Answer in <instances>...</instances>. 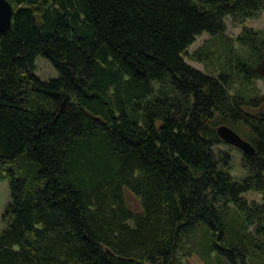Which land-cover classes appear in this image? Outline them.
Segmentation results:
<instances>
[{
    "label": "trees",
    "instance_id": "obj_1",
    "mask_svg": "<svg viewBox=\"0 0 264 264\" xmlns=\"http://www.w3.org/2000/svg\"><path fill=\"white\" fill-rule=\"evenodd\" d=\"M7 1L0 264H264V27L245 25L264 0ZM221 125L255 150L229 146L244 177Z\"/></svg>",
    "mask_w": 264,
    "mask_h": 264
},
{
    "label": "rangeland",
    "instance_id": "obj_2",
    "mask_svg": "<svg viewBox=\"0 0 264 264\" xmlns=\"http://www.w3.org/2000/svg\"><path fill=\"white\" fill-rule=\"evenodd\" d=\"M225 25H226V32L225 35L229 38L235 39L236 36L241 32V25L235 23L232 18L226 17L225 18ZM245 25L251 27L253 29H262L264 27V12L260 13L255 18H250L245 20ZM209 39L207 34H202L195 39V42L188 47L186 53L183 55L184 61L192 66L195 69L203 70V67L195 62L189 60V56L199 47H201L205 41ZM35 75L42 81H48L50 79H55L58 76L56 70L52 67V65L43 57L38 56L35 59ZM257 88L259 89L260 93L264 95V81L258 80L257 81ZM225 144V143H224ZM217 150L228 152L232 156V170L229 171L231 176H245L244 170L241 166V153L237 150H233L225 145H220ZM250 202L260 203L261 199L260 196L256 193L249 192L243 195ZM126 198L129 206L134 210H139V203L137 199H135L129 193H126ZM10 202V192L8 187V182L6 180L0 179V232L6 227L7 222L5 221L4 214L6 211V207ZM198 258H192L190 261L191 264H202V262L198 261Z\"/></svg>",
    "mask_w": 264,
    "mask_h": 264
},
{
    "label": "water",
    "instance_id": "obj_3",
    "mask_svg": "<svg viewBox=\"0 0 264 264\" xmlns=\"http://www.w3.org/2000/svg\"><path fill=\"white\" fill-rule=\"evenodd\" d=\"M13 8L7 0H0V37L9 30L12 23ZM258 72L264 77V60L258 67ZM219 139L244 155L251 156L255 153L250 143L242 139L236 132L225 125L216 128Z\"/></svg>",
    "mask_w": 264,
    "mask_h": 264
}]
</instances>
